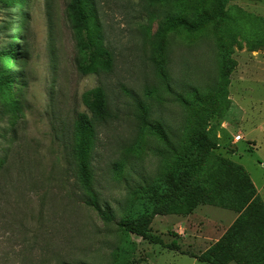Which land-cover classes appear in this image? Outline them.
<instances>
[{
	"label": "rangeland",
	"instance_id": "1",
	"mask_svg": "<svg viewBox=\"0 0 264 264\" xmlns=\"http://www.w3.org/2000/svg\"><path fill=\"white\" fill-rule=\"evenodd\" d=\"M69 1L0 0V76L14 79L11 93L0 86V264H208L118 222L147 220L166 243L198 251L240 214L238 166L260 184L264 0H227L193 31H164V21L194 18L198 0H94L112 66L85 75ZM11 44L14 60L2 54ZM99 85L111 115L98 122L86 189L70 144L87 112L82 95ZM171 169L180 186L168 183ZM212 183L232 190L218 196ZM93 198L100 210L86 203Z\"/></svg>",
	"mask_w": 264,
	"mask_h": 264
},
{
	"label": "trees",
	"instance_id": "2",
	"mask_svg": "<svg viewBox=\"0 0 264 264\" xmlns=\"http://www.w3.org/2000/svg\"><path fill=\"white\" fill-rule=\"evenodd\" d=\"M152 3H160L164 0H149ZM175 2H189L191 0H174ZM202 5L194 18L183 13L169 15L164 21V31L175 29L200 30L211 19L214 14L219 15L222 4L227 0H198ZM206 3L212 4V13L206 10ZM68 9L73 21V28L78 41V70L82 74H89L99 71L109 70L112 66V54L104 45V35L101 30V21L97 14L94 0H70ZM15 38L18 34L13 32ZM165 40L162 39V44ZM18 47L11 44L8 50L2 52L10 60L15 59V50ZM14 79L8 76H0V86H3L9 93L12 91ZM82 101L87 108V112H79L74 121L72 135L74 142L70 144V153L76 161V181L83 188L92 189L93 170L91 166V153L95 147L97 139L98 122L107 120L111 111L106 94L102 85L86 90L82 95ZM204 103V102H203ZM11 104L18 109V102L11 100ZM196 129L201 130L204 126L199 115L195 118ZM153 131L167 139L161 124L153 126ZM239 175L244 177V191H239V215L229 225L221 237L214 241L206 249L198 251L184 249L174 238L170 243H166L162 237L152 234L149 230L147 220L125 218L118 222L120 228L126 232L135 233L154 243L162 244L172 250L179 251L196 258L201 263L208 264H264V200L257 193L256 187L251 180L247 170L241 165L237 168ZM175 170L171 169L168 176V183L171 186H180L175 178ZM219 182V181H217ZM213 184V183H212ZM212 185L215 192L232 190L224 189ZM229 187H232L231 185ZM218 196H223L220 193ZM217 203H223L219 198L212 199ZM87 204L95 206L100 210L96 200H86ZM222 205V204H221ZM101 216L106 221L113 219L112 214L101 212ZM174 235H177L176 233Z\"/></svg>",
	"mask_w": 264,
	"mask_h": 264
},
{
	"label": "crops",
	"instance_id": "3",
	"mask_svg": "<svg viewBox=\"0 0 264 264\" xmlns=\"http://www.w3.org/2000/svg\"><path fill=\"white\" fill-rule=\"evenodd\" d=\"M263 164H264V160L262 162H260V168H258L257 166H255V171H254L255 172V176L260 180V184H258L257 181L255 180V178L253 177L252 174H254V173H252L249 169H247L245 165H244V167L247 170V172L249 173V175L251 177V180L253 181V183H254V185L256 187L257 193L264 200V197L262 196V194L264 192V169L262 168V167H264Z\"/></svg>",
	"mask_w": 264,
	"mask_h": 264
},
{
	"label": "built area",
	"instance_id": "4",
	"mask_svg": "<svg viewBox=\"0 0 264 264\" xmlns=\"http://www.w3.org/2000/svg\"><path fill=\"white\" fill-rule=\"evenodd\" d=\"M235 141H239L242 139V135L241 134H237L236 136H234Z\"/></svg>",
	"mask_w": 264,
	"mask_h": 264
}]
</instances>
